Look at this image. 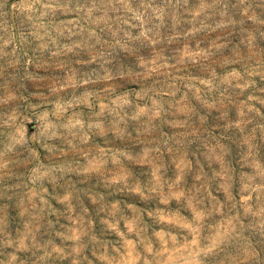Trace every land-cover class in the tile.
<instances>
[{"label":"rangeland","instance_id":"obj_1","mask_svg":"<svg viewBox=\"0 0 264 264\" xmlns=\"http://www.w3.org/2000/svg\"><path fill=\"white\" fill-rule=\"evenodd\" d=\"M0 264H264V0H0Z\"/></svg>","mask_w":264,"mask_h":264}]
</instances>
